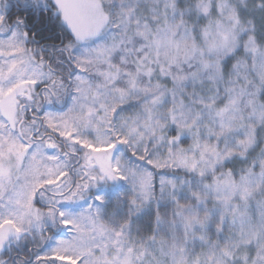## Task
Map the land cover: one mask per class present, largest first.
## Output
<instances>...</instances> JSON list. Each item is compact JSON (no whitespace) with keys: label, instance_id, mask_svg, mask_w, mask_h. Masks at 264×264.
I'll return each instance as SVG.
<instances>
[{"label":"snow or ice","instance_id":"snow-or-ice-1","mask_svg":"<svg viewBox=\"0 0 264 264\" xmlns=\"http://www.w3.org/2000/svg\"><path fill=\"white\" fill-rule=\"evenodd\" d=\"M0 264H264V0H0Z\"/></svg>","mask_w":264,"mask_h":264}]
</instances>
